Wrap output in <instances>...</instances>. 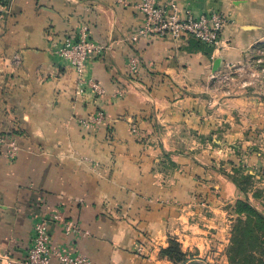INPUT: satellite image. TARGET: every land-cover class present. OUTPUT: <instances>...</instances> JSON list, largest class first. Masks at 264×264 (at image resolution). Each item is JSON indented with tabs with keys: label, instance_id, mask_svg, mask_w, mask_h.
Segmentation results:
<instances>
[{
	"label": "crops",
	"instance_id": "crops-1",
	"mask_svg": "<svg viewBox=\"0 0 264 264\" xmlns=\"http://www.w3.org/2000/svg\"><path fill=\"white\" fill-rule=\"evenodd\" d=\"M140 1H5L0 133L16 124L23 135L15 159L0 146V264H20L36 217L55 209L87 232L73 245L94 264L171 263L159 255L171 235L186 236V245L202 255L208 229L183 222L181 214V199L192 196L198 177L186 173L198 166L203 175L202 164L177 149L186 134L216 128L203 94L208 68L220 54L236 60L264 38V0H178L196 15L218 10L228 16L217 50L191 36L130 42L141 24ZM84 25L94 39L111 44L83 75L99 81L103 94L80 85L56 52ZM131 55L140 57L137 76L129 73ZM99 110L106 114L102 124L92 120ZM50 232L54 245L72 242L59 224L50 223Z\"/></svg>",
	"mask_w": 264,
	"mask_h": 264
},
{
	"label": "rangeland",
	"instance_id": "rangeland-1",
	"mask_svg": "<svg viewBox=\"0 0 264 264\" xmlns=\"http://www.w3.org/2000/svg\"><path fill=\"white\" fill-rule=\"evenodd\" d=\"M5 1L0 0V14L4 10ZM213 63L208 68L209 76L203 94L208 99L206 109L212 111V122L216 128L201 134H186L187 139L181 140V149H177L182 153L196 155L194 158L202 164L200 172L203 175H197L200 170L198 166L186 174H193V179L198 176L194 184L197 186L200 183L205 191H195L194 185L191 187L192 196L181 199V214L185 219L182 221L198 225L203 223V228L208 229V239L204 240L206 245L201 247L202 255L196 246L190 249L186 245V242H190L186 236L179 241L190 254L201 255L193 264H229L226 248L230 242L233 221L239 215L238 200L248 199L264 213V38L245 50L236 60L227 62L220 54L219 59ZM1 87L2 97L6 94V87ZM198 151L202 153L198 154ZM231 160L241 166L243 172L253 176L241 178L242 172H234ZM213 166L241 178L246 193L239 190L232 180L225 178L227 176L223 172H216ZM167 174L169 176L165 180L170 182L172 170H168ZM225 182L232 184V187L225 185ZM211 199L212 206H207Z\"/></svg>",
	"mask_w": 264,
	"mask_h": 264
},
{
	"label": "built area",
	"instance_id": "built-area-1",
	"mask_svg": "<svg viewBox=\"0 0 264 264\" xmlns=\"http://www.w3.org/2000/svg\"><path fill=\"white\" fill-rule=\"evenodd\" d=\"M142 15L141 24L137 32L129 37V41L136 43L141 37L169 36L179 39L191 36L211 48L219 49L222 32L228 23V16L218 10L203 12L199 15L189 8H183L178 0H142L136 5ZM111 44H105L94 39L90 34L88 25L79 30L78 35L68 36L56 46V52L64 63L68 64L79 76V84L86 86L97 94H103L105 89L101 83L94 79H84L83 75L90 59L102 57ZM129 73L139 75L140 57L131 55L128 61ZM122 95V91H118ZM98 124L106 120L104 111L99 110L92 119ZM134 132L137 128L133 127ZM0 146H4L7 157L15 159L20 150L15 137L0 134ZM50 223L59 224L68 241L54 245L51 239ZM87 235L81 224L68 220L64 211L53 210L48 216H37L33 225V235L26 255L20 264H94L86 254L75 249L73 241L78 237Z\"/></svg>",
	"mask_w": 264,
	"mask_h": 264
},
{
	"label": "trees",
	"instance_id": "trees-1",
	"mask_svg": "<svg viewBox=\"0 0 264 264\" xmlns=\"http://www.w3.org/2000/svg\"><path fill=\"white\" fill-rule=\"evenodd\" d=\"M1 135L13 136L19 141L23 135L22 129L12 124L7 133ZM234 172H242L241 178L248 179L253 175L243 172L241 166H237L234 160ZM215 171L223 172L242 192L246 193V188L241 178L225 171L223 168H215ZM206 200V198H205ZM239 215L233 221L231 227V237L226 248L229 264H264V213L253 205L248 199L237 201ZM160 257L167 258L173 264H193L194 257L185 251L177 238H170L168 245L161 248Z\"/></svg>",
	"mask_w": 264,
	"mask_h": 264
},
{
	"label": "water",
	"instance_id": "water-1",
	"mask_svg": "<svg viewBox=\"0 0 264 264\" xmlns=\"http://www.w3.org/2000/svg\"><path fill=\"white\" fill-rule=\"evenodd\" d=\"M216 65H217V62H216Z\"/></svg>",
	"mask_w": 264,
	"mask_h": 264
}]
</instances>
